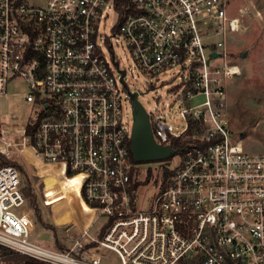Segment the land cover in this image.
I'll return each mask as SVG.
<instances>
[{"label":"built area","instance_id":"2783aa9c","mask_svg":"<svg viewBox=\"0 0 264 264\" xmlns=\"http://www.w3.org/2000/svg\"><path fill=\"white\" fill-rule=\"evenodd\" d=\"M229 7L230 0H128L122 10L116 0H0V94H16L8 85L21 80L32 106L21 127L2 130L0 153L23 154L37 176L30 157L63 176L80 174L93 221L104 217L95 234L69 222L77 234L66 248L42 243L18 168L2 164L0 264L14 254L104 264L101 247L120 264H264V152H248L227 117L228 81L241 73L227 38L243 25V9L232 15ZM115 45L148 77L177 68L167 95L178 102L179 121L171 104L146 112L156 143L181 157L156 167L145 207L130 151L132 111L123 109V96L141 92L129 89ZM40 183L38 203L46 205Z\"/></svg>","mask_w":264,"mask_h":264},{"label":"rangeland","instance_id":"374dc122","mask_svg":"<svg viewBox=\"0 0 264 264\" xmlns=\"http://www.w3.org/2000/svg\"><path fill=\"white\" fill-rule=\"evenodd\" d=\"M239 9H243V25L239 31L229 33L227 38V48L231 58L241 68V73L230 79L227 85L228 123L232 135L242 140L248 152H264V0H230V13L236 15L239 13ZM110 26L111 20L109 19L105 28L108 30ZM114 50L121 66H124L128 71L126 82L129 89L140 90L141 94L138 95V100L144 109L153 111L157 106L162 107L165 103L171 104V111L175 115L173 121L177 123L179 121L176 112L178 102H174V98L167 95V92L178 83V78L174 75L177 73V68L172 67L163 74L148 77L132 67L131 55L126 48L115 45ZM149 78L154 86H150ZM25 90L26 84L18 80L8 85V92L16 94L7 96L0 94V134L5 128L21 127L24 124L32 107L23 101V95L20 92ZM125 91L127 92V89ZM123 109L125 115L131 117L132 99L128 94L123 96ZM4 136L11 140H19L14 134H5ZM180 157L181 154L176 152L166 160L170 161L171 165H175V160ZM7 158L13 162H20L24 166L39 198L42 196L41 183L38 186L35 184L40 177L46 204L41 205L42 215L48 222L57 225V231L61 237L66 240L70 238L71 241V236L76 235L77 230L69 223H62V220L69 216V209L61 193L65 189L52 181L55 173H48L47 170L41 169L33 157H30L31 163L38 168V177L35 169L26 162L23 154L15 152ZM162 162L163 160L158 159L136 162L141 168L139 174L141 179H145L148 172H151L148 175V182L142 183L138 187V203L143 207L150 202L155 193L156 182L160 178V168L156 169V167ZM70 199L76 204L74 198ZM24 205L27 207L28 203L26 202ZM21 207H18L17 210L20 211ZM90 214L91 211H87V217L90 218ZM103 220L104 217L95 220L90 228L91 234L96 233V229ZM71 222L77 223L75 219ZM36 235L38 234L36 233ZM47 242L51 244V241ZM99 251L104 264H120L119 257L112 250L101 247ZM6 264L8 263L6 262Z\"/></svg>","mask_w":264,"mask_h":264},{"label":"water","instance_id":"95a60500","mask_svg":"<svg viewBox=\"0 0 264 264\" xmlns=\"http://www.w3.org/2000/svg\"><path fill=\"white\" fill-rule=\"evenodd\" d=\"M130 97L133 102V124L130 142V151L133 159L137 162L168 158L175 150L169 146L156 143L152 136L148 114L139 102L137 92H131Z\"/></svg>","mask_w":264,"mask_h":264},{"label":"trees","instance_id":"16d2710c","mask_svg":"<svg viewBox=\"0 0 264 264\" xmlns=\"http://www.w3.org/2000/svg\"><path fill=\"white\" fill-rule=\"evenodd\" d=\"M127 3H128V0H116V5L121 10H122L121 6H124ZM6 163H11L18 168L20 172L21 184H22L24 195L26 199L28 200L29 205L33 207L35 211V217L38 223L42 226L55 229L54 225L48 222L42 215L41 204L38 203V200H39L38 194L24 166L20 164V162L18 163V162L10 161L6 156L0 153V165L6 164ZM163 172H164L163 174H167L169 170L165 168ZM149 174H151L150 171L148 172L146 178L143 181H138L136 185L147 183L149 180L148 178ZM4 259L8 264H47V263L38 262L28 256L19 255V254L7 255Z\"/></svg>","mask_w":264,"mask_h":264},{"label":"crops","instance_id":"0c3cea01","mask_svg":"<svg viewBox=\"0 0 264 264\" xmlns=\"http://www.w3.org/2000/svg\"><path fill=\"white\" fill-rule=\"evenodd\" d=\"M62 196L64 197L67 207L69 209V216L62 220V223H69L71 220H76L77 223L79 224V228H82V221L85 222V225L89 226L88 230L90 232V228L94 224L95 220L93 221V213L90 214V218L87 217V211H91L87 208L84 207H79L77 200L72 196V193L68 195H65V193L62 191ZM70 198H74L76 201V204L72 202ZM28 202V200H27ZM103 222V221H102ZM58 224V222H55ZM101 224V223H100ZM55 229H51L45 226H42L38 223V221L35 219L34 222V233H38V236L41 238V242L44 244H49L47 241H51V244L48 246L54 247V248H66L70 244V238H67V240L64 237H61L59 235V232L57 231V225L54 224ZM99 228V227H98ZM97 228V229H98ZM96 229V230H97ZM68 232V231H67ZM35 233V234H36ZM46 242V243H45ZM104 262V261H103Z\"/></svg>","mask_w":264,"mask_h":264},{"label":"bare ground","instance_id":"6f19581e","mask_svg":"<svg viewBox=\"0 0 264 264\" xmlns=\"http://www.w3.org/2000/svg\"><path fill=\"white\" fill-rule=\"evenodd\" d=\"M34 161L39 165V167H41V169L47 170L48 173L54 172L55 175L53 176V182L56 183V185L58 186H62L65 190L63 191L65 193V195L69 196V193H72V196H74V198L77 200L78 206L79 207H84L87 208L89 210H91L89 208V206L81 199L80 197V193H79V188H80V174H76L73 175L71 177L69 176H63L61 174V171L56 169H50L48 167H45L43 165H41L38 161L37 158H33ZM67 192V193H66ZM82 224L85 225V222L82 221Z\"/></svg>","mask_w":264,"mask_h":264}]
</instances>
